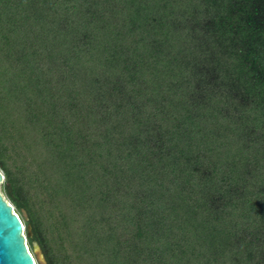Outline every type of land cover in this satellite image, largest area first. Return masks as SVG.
Here are the masks:
<instances>
[{
  "label": "trees",
  "instance_id": "1",
  "mask_svg": "<svg viewBox=\"0 0 264 264\" xmlns=\"http://www.w3.org/2000/svg\"><path fill=\"white\" fill-rule=\"evenodd\" d=\"M0 171L46 264H264V0H0Z\"/></svg>",
  "mask_w": 264,
  "mask_h": 264
},
{
  "label": "water",
  "instance_id": "2",
  "mask_svg": "<svg viewBox=\"0 0 264 264\" xmlns=\"http://www.w3.org/2000/svg\"><path fill=\"white\" fill-rule=\"evenodd\" d=\"M4 176L0 171V184ZM23 220L0 190V264H46L43 254L36 243L29 247Z\"/></svg>",
  "mask_w": 264,
  "mask_h": 264
}]
</instances>
